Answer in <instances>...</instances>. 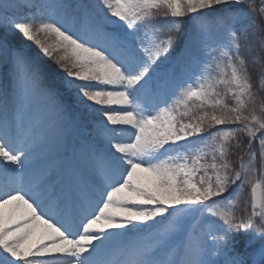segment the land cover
Masks as SVG:
<instances>
[{
	"label": "snow or ice",
	"instance_id": "obj_1",
	"mask_svg": "<svg viewBox=\"0 0 264 264\" xmlns=\"http://www.w3.org/2000/svg\"><path fill=\"white\" fill-rule=\"evenodd\" d=\"M185 18L195 70L178 81L165 65ZM253 27L264 47V0H0V264H264V180H251L264 100L241 55ZM77 125H90L79 142ZM246 184L237 217L220 200ZM204 211L219 223L198 232ZM241 232L259 248L238 251Z\"/></svg>",
	"mask_w": 264,
	"mask_h": 264
},
{
	"label": "trees",
	"instance_id": "obj_2",
	"mask_svg": "<svg viewBox=\"0 0 264 264\" xmlns=\"http://www.w3.org/2000/svg\"><path fill=\"white\" fill-rule=\"evenodd\" d=\"M69 3L72 5H84V4H93L96 3L97 0H68ZM260 23L259 18L256 19V24L258 25ZM190 24L191 21L189 18H185V23L182 26V31L174 33L175 36V43L173 45V49L169 55V63L165 65L167 68H171L173 64H179L181 67L177 69V80L185 79L186 76H184L183 71H181V68L188 71L189 73L191 71H194L192 67L191 59L185 55V45L186 41L188 40V32L190 30ZM112 30V29H109ZM9 40L14 44H24L26 46L25 50L29 53L31 56H39L40 63L42 67L46 70V72L49 74V78H51V73H56V79L57 81L62 78L65 73L61 69H59V66H57L54 61L48 57H44L42 53L39 52V49L37 46L32 43L31 41H26L23 39L22 36L19 34L16 35H10ZM198 43V42H195ZM241 55L246 59L247 65L250 71V74L252 76V82L254 85V91L257 92L258 98L260 100H264V89H261V80L264 79V47L261 46L260 40H259V33L256 31V29L250 28L247 30L245 36H241ZM203 49L201 51V55H204ZM61 92L63 93V98L65 100H68L70 98L69 93L61 88ZM46 108L44 106H41L40 112L33 113V116L36 115H43L46 112ZM48 119H52L51 116L48 117ZM27 123V121H26ZM85 123H87V118H85ZM90 130V125L88 127H82L80 125H77V127L73 131V136L75 137L76 141L79 142L81 139L86 138L87 131ZM241 139L244 141V143H247L246 137H241ZM71 154V153H69ZM241 152L239 149H234L231 159L233 163L238 166L239 165V156ZM37 159H39L40 154H36ZM64 166H67L65 164ZM252 181L256 180H264V171L261 169V165L259 162V158H257L256 162V170L253 176L251 177ZM238 193V194H237ZM225 199L220 200V204L224 207H232L235 210V215L237 217L246 216L251 211L250 206V199H251V185L246 184L243 190H238L236 186H233V188L230 190L229 193L224 194ZM229 198H231V204L229 203ZM171 211V210H169ZM193 216V222L197 223V231L198 232H205L207 231V225L210 222H213L215 220L214 217L209 215L206 211L201 214L200 212L192 214ZM219 222L218 220H216ZM218 224V223H217ZM250 236L249 234H245L241 232L240 234L235 236V239L239 241L237 244V250L244 252H252L253 248H259L260 242L257 241V243L253 246V248H247L246 247V241L248 240Z\"/></svg>",
	"mask_w": 264,
	"mask_h": 264
},
{
	"label": "rangeland",
	"instance_id": "obj_3",
	"mask_svg": "<svg viewBox=\"0 0 264 264\" xmlns=\"http://www.w3.org/2000/svg\"><path fill=\"white\" fill-rule=\"evenodd\" d=\"M41 38H42V39L45 38V37L43 36V34H41ZM213 223H219V222H217L216 220H214L213 222L208 223V225L206 226V227H207L206 230H208L209 226H210L211 224H213Z\"/></svg>",
	"mask_w": 264,
	"mask_h": 264
}]
</instances>
